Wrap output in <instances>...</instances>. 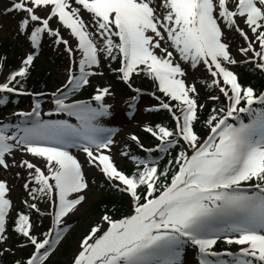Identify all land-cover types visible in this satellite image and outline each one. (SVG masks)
Instances as JSON below:
<instances>
[{
  "label": "snow or ice",
  "instance_id": "1",
  "mask_svg": "<svg viewBox=\"0 0 264 264\" xmlns=\"http://www.w3.org/2000/svg\"><path fill=\"white\" fill-rule=\"evenodd\" d=\"M160 5L167 9L163 17L156 0H11L0 13L16 14L13 35L23 37L29 49L18 68L0 81V107L10 103V95L35 97L31 111L12 113L19 122L0 119V168L19 167L28 175L23 184L25 209L14 219L11 189L0 180V244L22 238L18 247L34 249L16 264H46L68 231L65 218L86 203L89 181L72 149L82 150L87 163L117 192L128 195L131 205L130 214L122 218L103 215L104 224L92 227L79 242L72 264H184L188 244L198 250V264H264V93L242 86L232 70L246 63L264 71V0H160ZM82 10L93 18L95 31L88 30ZM53 20L70 31L75 44L52 27ZM46 36L69 54L67 81L50 101L56 112L77 123L43 119L39 97L44 94L24 88ZM233 46L246 61L235 58ZM102 55L109 61L119 59L112 71L135 93L131 110L144 95L134 87V77L143 75L154 83L151 96L158 103L145 111H167L175 128L147 124L144 131L161 142L156 149L160 153L179 146L167 167L130 156L129 151L119 154L132 159L135 170L126 173L117 167L114 130L102 124L114 116L106 103V97L114 95L110 85L95 87V104L66 103L91 86L93 77L104 75L97 71ZM6 60L0 56V70ZM181 62L193 72L202 65L212 77L202 85L228 101L226 108L211 110L204 122L209 129L205 138L196 128L204 104L198 103L196 84L186 82L188 69ZM208 98L220 99L215 94ZM132 114L129 111L130 118ZM131 140L143 149L140 137L132 135ZM17 153L39 163L17 161ZM41 202L55 210L49 213L55 227L43 233V239L35 234L32 219L33 213L44 215ZM221 242L238 251H216Z\"/></svg>",
  "mask_w": 264,
  "mask_h": 264
},
{
  "label": "trees",
  "instance_id": "2",
  "mask_svg": "<svg viewBox=\"0 0 264 264\" xmlns=\"http://www.w3.org/2000/svg\"><path fill=\"white\" fill-rule=\"evenodd\" d=\"M15 14V13H14ZM93 19L89 18V23H92ZM93 31L95 29L91 27ZM91 29V31H92ZM20 39L23 41V37H20ZM54 38L51 37H45L42 45V50L40 54L43 55V58L35 60L34 68L32 69V73L30 78L28 79L27 83L24 85V88L30 92V93H43L44 95L39 97L40 100H43V103L45 106H48L50 104V97L52 93L55 91L56 87L63 86V83L61 82L60 78L56 77V72H67L68 66H69V54L65 51L64 45L56 46L52 43ZM23 44L26 42H22ZM99 43V41H98ZM26 50L23 48V45H18L17 42L12 40L9 37H2L0 35V56H6L7 60L2 70H9V69H16L20 65V62L22 58L25 55ZM102 61V70L105 74V80L109 82L111 85L113 83L115 85H118L115 88V93L118 94L119 102L114 108V111H116L115 115L113 117H110L108 120H106L105 125H109L111 121H122L128 116V107H129V101L132 95H135V93L129 89V87L121 82V80L118 78L119 74L112 71V69H116L119 67L120 62L119 59L115 61H109L101 56ZM109 63L111 64V67H109ZM238 66H243L242 64ZM105 80H98L95 81L93 78L91 79V86L85 87L83 91L80 93V97L83 99L90 100L91 97L95 94L94 89L97 86H104ZM201 81H208L204 78H202ZM209 82V81H208ZM239 82L242 86H251L253 87L257 94L262 93L264 89V74L254 68L253 66H245L241 69V75L239 76ZM201 84V90H199V101L198 103L203 104L205 101H207L210 95L215 94L218 95V90L212 89L207 90L202 83ZM133 85L135 88H143L145 90H148V88L151 87V80L149 78L144 77L143 75L135 76L133 80ZM162 96V94H160ZM219 96V95H218ZM163 97V96H162ZM219 100H209L202 110L199 111L200 116V122L196 125L197 131L200 133L202 138H205L208 133L209 129L207 125L204 123L205 120L210 116L211 110L213 108H226L228 105V101L225 97L219 96ZM34 96L31 95H23V96H15L10 95V103L7 106L0 107V118H4L8 113H13L15 111H19L21 109L27 108L32 104ZM158 102L152 98L151 94L148 92L144 94L141 97L140 102V108L137 110V112H134L132 114L131 118L138 119L141 122V125L145 127V125L150 124L152 126H155L157 124H160L162 126H167L169 128H175V122L172 120L170 114L165 111H153V112H147L145 111L146 105L153 106L154 104H157ZM9 119L13 120V115L9 117ZM46 120V118H45ZM145 134V140L150 143H157L158 140L148 134L147 132L142 131ZM125 145L128 147L130 152H134L139 158L141 159H147L148 156L151 154L150 151H146L144 148L141 149L136 143L130 141L129 139H126ZM131 146V147H129ZM145 146V145H144ZM179 146L176 148L170 150L169 153L166 154V156L160 160L157 161L160 168H165L168 166V161L175 158L177 155V152L179 151ZM130 161H133L132 159H129ZM117 163V162H116ZM135 163L131 162L128 164H124L122 166V171L126 173H132L135 170ZM17 173H20V179L22 180V184L25 183V181L28 179L27 172L19 168ZM171 174V173H170ZM99 180H105V187L101 186V182L99 185V188L103 190L101 193V196L93 201L90 206V211L99 216L103 215H111L113 218L116 217H124L128 215V211L131 208L130 205V198L128 195L117 192L114 188H112L109 184V181L105 178H101ZM28 199V197H24L22 201ZM31 202V201H29ZM41 205H48L46 202H41L39 204V207ZM25 209V205L21 203L19 206H17L13 212H12V218H15L17 211H23ZM33 221H35V234L37 236L42 235L43 233H46L51 228L50 225L47 223V220L44 219V215H39L36 213H33L32 215ZM9 226L11 227V221L9 222ZM14 235V234H13ZM24 243L22 238H14L12 239L11 243L7 247L0 246V262L2 264H16V261L18 260H26L29 255L32 253L33 248L31 246L29 247H18V244ZM235 245L229 246L224 243H218L216 246V249H226V248H234ZM6 248H10L11 251H5ZM71 244L70 242H67L64 244L63 247V254L67 256L70 252ZM22 250V254L18 257H14L13 259L7 261L4 263L5 259L8 257V255L12 254L13 251H19ZM198 251L196 248L191 246L190 244L185 245L184 254H183V260L184 264H198ZM46 264H72V260L67 262L61 261L59 259H52L50 257Z\"/></svg>",
  "mask_w": 264,
  "mask_h": 264
},
{
  "label": "rangeland",
  "instance_id": "3",
  "mask_svg": "<svg viewBox=\"0 0 264 264\" xmlns=\"http://www.w3.org/2000/svg\"><path fill=\"white\" fill-rule=\"evenodd\" d=\"M156 2H157L159 14L161 15V17H163V15L166 14L167 9L160 5V0H156ZM10 4H11V0H0V13L3 12L4 8L9 7ZM83 14L90 16L89 13L82 10L80 15L83 17ZM50 23L52 24V26H57V25L60 26V28L62 29V32H63L62 35L64 36L65 39L69 40L70 44L76 43V41L72 37L70 31L61 27V25L58 24L55 20L51 21ZM15 25H16V14H14V13L8 14V15L0 14V35L2 37L11 38L15 42H17L18 45L19 44L23 45V48L26 51H28L29 49L26 48V43L23 44L22 40L20 38H17L15 35H13V29L15 28ZM230 35L235 37V39L239 40V37L235 33H230ZM169 50H172V49L170 48ZM230 50L233 52V55L235 56V58L238 61H246L247 60V57H242L240 52L238 50H236L235 46H233ZM157 51H158V54H160L159 50H157ZM249 55H251V54H249ZM174 56H176L177 61H179V57H178V55H176L175 52H174ZM38 57H39V59H41V58H43V55L40 54ZM181 63H182L183 67L188 69V75L185 77L186 82L188 84L195 83L197 89L201 90L202 88H201L200 83H201L202 78L211 82L212 77L210 76L209 73H207L206 70H204L202 65L193 72L191 69H189V66L187 64H184L183 62H181ZM241 64L243 66H232V70L238 74V77L241 75V69H242V67H244V65L245 66L250 65V66H253L254 68H256L252 64H246V63H241ZM10 70H12V69L0 70V81H3L4 76ZM97 71L103 72L102 67H100ZM261 72L264 74V71H261ZM56 77L61 79V82L63 83V86H64V84L66 83L67 78H68V73L56 72ZM93 79L95 81L105 80V74L103 76L93 77ZM105 85H110L111 90L114 93V95L106 97V102L111 104L112 111L115 115L116 111H114V108L116 107V105L119 102L118 94L115 93V88L118 85H115L114 83H113V85H111L109 82H107V80H105L104 86ZM63 86L62 87H60V86L56 87V89L53 93H55L57 91V89H62ZM82 90L83 89L78 90L70 98L71 99L73 98L72 100H76L77 99L76 95L79 94L80 92H82ZM143 90H144V93L145 92L150 93V92L154 91L155 90L154 83L151 81V87L148 88V90H145V89H143ZM218 95L223 96L219 92H218ZM77 100H81V99H77ZM209 100L210 99L205 101L203 104L205 105ZM49 107H51V105H49L48 108ZM128 110L130 111L131 109L128 108ZM9 116H12V114H7L4 118H8ZM53 118H57V117H53ZM108 119L109 118H105L104 120H102V124H106L105 122ZM56 120H59V119H56ZM103 126L111 128L114 130L113 139L115 141V144L113 145V148H112V155H113L114 161L117 162L116 163L117 167L120 170L124 164H128V163H131L133 161H130L129 160L130 158H128V157H122L119 153H121L123 151H129L130 156L138 157L134 152H130L128 147L125 145L126 139H129L130 141H132L131 140L132 135H137L138 137H140L142 144H145L148 147V150H153V151H155V153H156V148H157L156 145L161 143L160 141H158L157 143L147 142L145 140V134L142 132L144 127L141 125V122L138 119L130 118L129 116H127L122 121H114L113 120L110 122V124L108 126H106V125H103ZM129 147H131V146H129ZM72 152L74 155L77 156V158L84 165V172H85L86 177L89 181L90 190L86 191L84 193L86 196V203L83 204L82 206H79L78 211H75L74 213L69 214V216L65 218V222L68 225V231L65 234L64 239H62V241L57 245L56 250L50 256V257H52V259H59L61 261L67 262V263L69 261L73 260L74 254L78 250L79 242L82 240V238L85 235L88 234L90 229L92 227L96 226L97 224H101V225L104 224V222L101 219L102 216L95 215L90 211L91 203L93 201H95L96 199H98L101 196V193L103 192V190L101 188H99L100 182H101V186L105 187V180H102V181L99 180V179L103 178V174L98 169H96L95 167L88 165L85 154L83 153L82 150L72 149ZM25 158L29 159V160H33V158L31 156H27L23 153H17L16 157H15V159L17 161H19L21 159H25ZM33 162L39 163L38 161H35V160H33ZM18 169H19V167H15V168H11L10 170L5 171L4 169L0 168V180H6L8 182V185L11 189V192L9 195H10V198L13 200L14 209L22 203V199L24 197H28L27 193L24 191L22 180L20 179V177H17L15 175L17 173ZM40 208H41V211L44 213V219L47 220V223L49 225H52V224L54 225V218L49 213L54 212L55 210L50 209L49 205H41ZM130 212H131V208L128 211V215L130 214ZM116 218H120V217H116ZM39 237L41 239L44 238L43 235H40ZM11 241H12V239L9 240L5 244H0V246L5 248L9 245V243H11ZM67 242H70L71 249H70L69 254L67 256H65L63 254V247H64V244ZM226 250H235L236 251V250H238V247L235 246L232 249H226ZM21 254H22V250L13 251L12 254L8 255V257L5 259L4 263L13 259L14 257H18Z\"/></svg>",
  "mask_w": 264,
  "mask_h": 264
}]
</instances>
